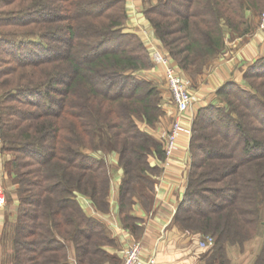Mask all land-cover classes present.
<instances>
[{"label":"trees","instance_id":"obj_1","mask_svg":"<svg viewBox=\"0 0 264 264\" xmlns=\"http://www.w3.org/2000/svg\"><path fill=\"white\" fill-rule=\"evenodd\" d=\"M264 0H154L145 15L184 71L205 66L224 47L223 28L243 34L245 12ZM123 0H0V143L17 180L16 218L6 222L1 264L113 261L104 224L88 216L75 191L106 211L110 176L91 152L117 151L123 177L119 214L130 213L137 186L151 181L150 154L163 146L143 131L160 114L156 86L135 74L151 66L136 34L123 30ZM225 82L220 103L197 109L190 132V169L174 223L211 235L205 264H229L226 245L264 233V56ZM252 264H264V240Z\"/></svg>","mask_w":264,"mask_h":264},{"label":"crops","instance_id":"obj_2","mask_svg":"<svg viewBox=\"0 0 264 264\" xmlns=\"http://www.w3.org/2000/svg\"><path fill=\"white\" fill-rule=\"evenodd\" d=\"M152 1L154 0H124L126 19L123 30L136 34L149 54L154 48L168 54L144 13L147 2ZM261 56H264V30L254 31L244 36L234 33V37H226L223 52L214 57L208 63V67H204L198 74L179 69L176 61L172 60L179 69L180 75L190 81V90L193 95L192 107L179 116L183 128L191 129L192 119L199 107L209 103H222L216 91L225 82L234 81L245 86L243 73L246 67ZM136 74L152 82L159 91L158 119L152 126L144 121L139 122V126L162 143V131L167 129L177 116L171 93L163 80V69L161 65L151 61L149 68L140 69ZM189 143L190 131L182 130L177 135L176 145L171 155L166 158L163 156L161 159L152 153L148 157L149 165L153 170L147 172L146 177L152 183L148 186L145 182H141L131 199L130 213L136 218L137 233L132 232L122 223L119 214V185L124 172L119 164L118 152L101 150L91 152L94 157L103 159L108 167L110 176L106 199L108 209L100 211L88 196L78 191L74 193L83 211L88 216L101 221L113 239V244L103 246L105 251L114 258L113 261L105 264H120L127 247L135 241L141 244L143 259H148L151 252L155 250L158 264H188L202 258L204 248L196 244L192 249L187 246L190 241H198L200 237L196 233L182 230L174 223L177 206L187 185L191 161ZM11 158V153L3 151L0 143V264L3 256L4 227L6 222L15 220L19 203L17 180L12 169L7 165ZM68 264H77L72 245L68 249Z\"/></svg>","mask_w":264,"mask_h":264},{"label":"built area","instance_id":"obj_3","mask_svg":"<svg viewBox=\"0 0 264 264\" xmlns=\"http://www.w3.org/2000/svg\"><path fill=\"white\" fill-rule=\"evenodd\" d=\"M260 27H264V8L260 17ZM150 58L154 63L161 65L163 69V80L167 85L173 104L176 108V115L170 126L162 131V146L165 158L171 155L176 145V138L180 131L189 129L183 128L179 116L189 110L193 105V95L190 90V81L184 79L178 72V68L172 63L170 57L159 49L154 48L150 52ZM214 238L211 235H204L198 242L200 248H209L213 245ZM156 249V245L154 246ZM156 251H152L148 259L141 256V244L133 242L124 252L120 264H152L156 260Z\"/></svg>","mask_w":264,"mask_h":264},{"label":"rangeland","instance_id":"obj_4","mask_svg":"<svg viewBox=\"0 0 264 264\" xmlns=\"http://www.w3.org/2000/svg\"><path fill=\"white\" fill-rule=\"evenodd\" d=\"M124 1V0H123ZM149 4V2H147ZM147 4V5H148ZM264 8V4H263V7L260 11L259 14H257L256 16L253 17V13L250 11V10H247L245 12V18H246V25L245 27L249 28L247 32L243 33V34H238V36H244V35H248L249 33H252L254 31H263L264 30V27H260V17H261V14H262V10ZM123 29H124V24H123ZM226 33H228V36H226ZM4 36L3 34H0V37ZM223 36H224V47L223 49L216 55H214L212 58H210L208 60V62L205 64L204 67H208V63L216 56H218L220 53L223 52L225 46H226V37L229 38L230 36L234 37V33L228 28V27H224L223 28ZM147 54H148V57L150 59V63H151V58H150V54L148 53L147 51ZM171 61L174 60L170 55H169V52L167 54ZM177 63V62H176ZM178 66V65H177ZM149 68V67H148ZM179 69H181L179 66H178ZM203 68H201L200 70H197V71H194L193 73L191 74H198L200 72H202ZM140 69H147V68H139L137 70H135V74L137 73L138 70ZM178 69V72H180ZM182 70V69H181ZM188 73H190L188 71ZM246 82V81H245ZM193 120V119H192ZM190 132H191V129H190ZM4 234V233H3ZM198 237H202V235H198ZM200 238H198V241H195V240H192L190 241L187 246H190V248L192 249L195 244L198 245V242L200 241ZM264 240V233H263V230L262 228L259 229L258 233L252 237L251 239L247 240V241H244L241 245H238V244H230V245H226V248H227V255L229 257V260H230V263L229 264H252L253 263V260L255 258V255L258 253L260 247H261V244ZM3 244V250H4V246L5 248L7 247L8 248V251L10 250L9 249V245H10V241L9 240H5ZM207 249L209 248H205L203 249L204 251H206ZM198 255H200L199 253H197ZM156 260L152 263V264H158V260H157V252H156ZM200 258L199 260H196L195 262H190L188 264H205L204 262V259ZM171 264V263H170Z\"/></svg>","mask_w":264,"mask_h":264}]
</instances>
